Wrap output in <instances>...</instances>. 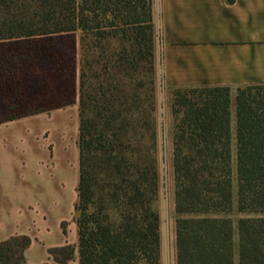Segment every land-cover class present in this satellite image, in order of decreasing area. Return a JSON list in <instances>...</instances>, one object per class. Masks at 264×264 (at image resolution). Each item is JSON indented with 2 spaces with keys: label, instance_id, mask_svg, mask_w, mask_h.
<instances>
[{
  "label": "trees",
  "instance_id": "trees-1",
  "mask_svg": "<svg viewBox=\"0 0 264 264\" xmlns=\"http://www.w3.org/2000/svg\"><path fill=\"white\" fill-rule=\"evenodd\" d=\"M74 33L78 264H161L151 0H0V41ZM172 96L176 264H264V86L237 89L233 110L228 88ZM28 244L1 242L0 264Z\"/></svg>",
  "mask_w": 264,
  "mask_h": 264
},
{
  "label": "crops",
  "instance_id": "crops-1",
  "mask_svg": "<svg viewBox=\"0 0 264 264\" xmlns=\"http://www.w3.org/2000/svg\"><path fill=\"white\" fill-rule=\"evenodd\" d=\"M154 66L176 89L264 86V0H151ZM234 97L231 104H234ZM0 124V243L26 237L22 264H78V104ZM234 132V115L232 114ZM234 148V141H233ZM68 247L56 261L49 250Z\"/></svg>",
  "mask_w": 264,
  "mask_h": 264
},
{
  "label": "rangeland",
  "instance_id": "rangeland-1",
  "mask_svg": "<svg viewBox=\"0 0 264 264\" xmlns=\"http://www.w3.org/2000/svg\"><path fill=\"white\" fill-rule=\"evenodd\" d=\"M79 58L78 33L0 41V124L10 117L58 105L60 108L57 109L64 108L71 112L78 98ZM151 77L160 177L159 196L155 204L159 215L160 261L161 264H176L175 107L173 96L168 100L165 96L155 66ZM235 96L236 91H230V99H235ZM180 109L183 110V107ZM233 109L234 104H231ZM70 112L69 121L72 116ZM239 217L233 213V223Z\"/></svg>",
  "mask_w": 264,
  "mask_h": 264
}]
</instances>
